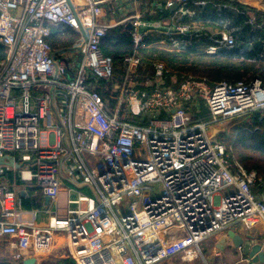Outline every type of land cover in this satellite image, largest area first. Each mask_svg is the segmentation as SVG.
Here are the masks:
<instances>
[{"label": "built area", "instance_id": "built-area-1", "mask_svg": "<svg viewBox=\"0 0 264 264\" xmlns=\"http://www.w3.org/2000/svg\"><path fill=\"white\" fill-rule=\"evenodd\" d=\"M114 1L0 0V43L7 53L0 58V158L6 160L0 176L14 172L10 184L0 181V239L20 251H47L63 232L77 264L205 258L207 240L253 217L264 222V177L232 160L219 132L210 130L253 113L264 118V80L211 85L188 75L174 87L157 62L144 87L121 85L117 63L101 46L110 29L132 23L134 52L121 61L126 75L143 65L141 48L232 52L244 59L252 43L238 41L243 25L236 16L249 8L240 10L234 0H132L136 9L127 18L104 22ZM127 4L117 3L119 10ZM212 18L216 25L205 24ZM245 25L252 33L262 27L254 16ZM51 26H68L79 39L55 49L47 40ZM101 79L112 82L110 99L99 91ZM136 108L138 123L130 120ZM65 157L95 196L73 198L69 190L66 216L54 213L47 228L25 222L17 178L35 182L58 207ZM174 228L181 235L163 242L160 236Z\"/></svg>", "mask_w": 264, "mask_h": 264}, {"label": "trees", "instance_id": "trees-1", "mask_svg": "<svg viewBox=\"0 0 264 264\" xmlns=\"http://www.w3.org/2000/svg\"><path fill=\"white\" fill-rule=\"evenodd\" d=\"M215 3H225L228 0H211ZM240 10L247 6H242L235 2ZM248 11L239 13L237 23L243 25V29L238 32L239 42L252 43V51L246 52L244 59L234 58L232 52H219L216 54H207L199 50H189L184 52L170 51L164 48L152 47L141 48L138 50V56L141 58L143 65H139L133 73H139L143 67H153L157 62L163 63L166 68V84L174 87L179 86L184 76H192L197 80L204 81L208 84H216L220 81H251L255 78L264 80V11L248 7ZM213 12V10H212ZM213 14V13H210ZM252 16L262 27L254 33L250 30V25L245 22ZM212 18L206 21L207 25H216ZM79 34L68 26H51L50 35L47 37L48 42L55 49H68L79 39ZM209 43V40H202ZM103 53L113 57L116 63L121 62L123 58L134 52V42L130 29L127 25H120L109 30L107 36L102 42ZM254 52V53H253ZM253 54L256 59H252ZM7 55L5 46L0 43V58ZM251 56V58H249ZM115 79L121 80V76L116 74ZM142 81V86H145ZM111 82L104 79L100 80V86L111 87ZM99 86V90H102ZM104 97H110L108 90L101 91ZM115 101H111L114 105ZM130 118L134 123L139 122L138 108ZM224 128L221 127L220 130ZM218 140L221 141L231 155V159H236L248 170H255L259 176L264 177V118H260L257 113L236 121L226 130L218 134ZM26 204V199L23 201ZM0 264H23V258L11 260L1 258ZM41 264H77L72 257L48 259Z\"/></svg>", "mask_w": 264, "mask_h": 264}, {"label": "crops", "instance_id": "crops-1", "mask_svg": "<svg viewBox=\"0 0 264 264\" xmlns=\"http://www.w3.org/2000/svg\"><path fill=\"white\" fill-rule=\"evenodd\" d=\"M123 0H115L111 3V5H115V7L108 6L107 14L102 19L104 22H109L111 24H115V22H118L122 20L123 18H127L128 14H132L136 6L132 2V0H128V4L123 10H119V6L117 3L121 2ZM235 2H239L241 5L251 7V8H257L264 11V0H234ZM163 12H158L155 14H146V18L153 20L158 18ZM153 77V67H143V69L139 73H130L128 75L121 76V80H115V83L121 84V85H133V82L135 83H142L145 79H151ZM112 83V82H111ZM102 90H99L100 92L103 90H106V88L101 87ZM107 99H110V97H105ZM112 101V100H111ZM111 105V102H110ZM113 108L114 105H111ZM54 114V118L57 116ZM57 119L58 116L56 117ZM61 120V119H60ZM47 123V121H46ZM227 127V126H226ZM224 127L222 130H219L218 132H222L226 129ZM229 127V125H228ZM227 127V128H228ZM46 132L43 133V137L45 136ZM65 144H68L66 141ZM59 171L62 177V192L58 199V207H56L54 204L52 205L51 199L47 200V196L43 194L42 190L36 185L35 182H29L24 184L20 178H17L16 181V188L18 190V196L21 201L20 205L24 209L23 212V219L25 222H33L34 225L39 227L47 228L50 217L53 216L54 213H57L58 216L64 217L67 213V199L70 194L73 198L77 196L78 193H86L91 196H95V188L91 184H86L80 175L79 172L72 170L71 164L68 161V158L65 157L62 159ZM14 175L13 171H7L5 176H0V181L3 183H11L10 177ZM18 175V174H17ZM19 176V175H18ZM26 199V204H24L23 201ZM64 203V206L62 207L61 204ZM45 206H47L48 210L44 211ZM83 207H86V204H82ZM54 207V208H53ZM63 208L65 211L60 212V209ZM54 211V212H52ZM229 230H233L236 232V234H239L243 239L244 243H246L247 240H250L252 244L263 242L264 243V222L261 221L259 218H251L247 221V223L240 222L237 225L233 226ZM228 230V231H229ZM226 231V233L228 232ZM226 233H221L219 236L215 237L213 239V244L211 245L212 248V259L211 262L208 264H251L249 262V257L246 254V250L239 251L238 249L236 251H233L231 248H227L224 250H218L216 248V244L218 240ZM181 233L178 231V229L174 228L172 230H169L168 232L164 233V235L160 236V239L163 242H172L176 240ZM211 239V240H212ZM0 253L2 256L7 255L8 257H11L12 259H19V258H36L37 263L41 264L43 261L48 259H59V258H66L71 257L70 250H71V242L66 233L59 232L54 235V241L51 244L50 248L47 251H38L33 246L29 247L26 250H22L21 254L18 255L15 253L14 249L16 247H13V245H9L5 240L0 239ZM249 249H247L248 251ZM0 256V257H2ZM14 257V258H13ZM229 259H228V258ZM213 262V263H212ZM253 264H264V262H253Z\"/></svg>", "mask_w": 264, "mask_h": 264}, {"label": "water", "instance_id": "water-1", "mask_svg": "<svg viewBox=\"0 0 264 264\" xmlns=\"http://www.w3.org/2000/svg\"><path fill=\"white\" fill-rule=\"evenodd\" d=\"M21 12V10H19ZM127 27L129 29H132V23H128ZM82 60V55L80 54L78 56V62H81ZM7 159L11 165H15L17 168L21 167L20 164H13L15 159L13 156H7ZM6 160L5 158H0V164H5ZM47 200L50 199L49 196L46 197ZM244 239L239 235L236 234L235 231L229 230L226 234H224L217 242L216 248L218 250H224L227 248H231L233 251L237 250L238 246L244 245L245 250L249 249L247 253L249 254L250 257H252L254 262H264V250H261V244L259 243H254L250 245L249 247H246V243H244ZM15 253L20 255L21 251L18 248L14 249ZM37 259L30 257V258H24L23 259V264H36Z\"/></svg>", "mask_w": 264, "mask_h": 264}, {"label": "rangeland", "instance_id": "rangeland-1", "mask_svg": "<svg viewBox=\"0 0 264 264\" xmlns=\"http://www.w3.org/2000/svg\"><path fill=\"white\" fill-rule=\"evenodd\" d=\"M115 68H116V74H118L120 76H124L125 75V70H124L121 62H118L117 65L115 66ZM204 109L206 110V108H204ZM229 123L230 122H228L227 124L230 125ZM215 125H220V123H216ZM228 125H227V127H228ZM224 127H226V124H224ZM227 127H226V129H227ZM211 128L213 129L214 132H218L221 129V127H219V126H215V127H211ZM211 128H210V130H211ZM61 206L63 207L64 203H62ZM63 211H65V210L63 208H61L60 212H63ZM52 212H54V211H52ZM213 239H215V237H213ZM213 239L212 240L209 239V240H207L206 242H204L202 244V251H203V254H204L205 258L200 256L196 260L185 261V260H182L181 256H177V257L170 258V259H167L165 261H162V262H160L158 264H208V262L209 263L211 262V259L213 257L212 256L213 253L211 251L212 250L211 245L213 244L212 241H214ZM251 243L252 242L250 240H247L246 241V247H249L251 245ZM0 244H2V243L0 242ZM2 245H4V244H2ZM0 256H2L1 253H0ZM1 258H9L11 260H15V259H12L11 257H8L7 255L0 257V259Z\"/></svg>", "mask_w": 264, "mask_h": 264}, {"label": "bare ground", "instance_id": "bare-ground-1", "mask_svg": "<svg viewBox=\"0 0 264 264\" xmlns=\"http://www.w3.org/2000/svg\"><path fill=\"white\" fill-rule=\"evenodd\" d=\"M215 126L223 127L224 125H214L212 127H215ZM211 133L215 134L216 132H214L213 129L211 128Z\"/></svg>", "mask_w": 264, "mask_h": 264}]
</instances>
